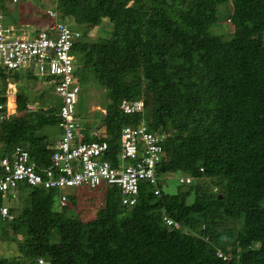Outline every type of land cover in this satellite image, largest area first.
Wrapping results in <instances>:
<instances>
[{
    "label": "trees",
    "instance_id": "trees-1",
    "mask_svg": "<svg viewBox=\"0 0 264 264\" xmlns=\"http://www.w3.org/2000/svg\"><path fill=\"white\" fill-rule=\"evenodd\" d=\"M54 4L60 21L82 27L74 77L80 72L107 93L84 141L108 142L107 158L116 160L125 127L146 124L164 136L160 192L142 182L137 204L125 206L117 185H84L69 196L63 209L77 213L67 218L55 191L21 186L0 233V247L14 244L16 255L0 264H264V0ZM222 10L229 39L215 32ZM11 80L19 82L17 112L0 122V156L22 146L50 167L56 142L47 130L60 128L63 104L36 106L20 75L0 68V89ZM125 100L145 107L127 114ZM177 173L193 181L165 192L159 176ZM83 187L103 192L89 220L77 211Z\"/></svg>",
    "mask_w": 264,
    "mask_h": 264
},
{
    "label": "built area",
    "instance_id": "built-area-1",
    "mask_svg": "<svg viewBox=\"0 0 264 264\" xmlns=\"http://www.w3.org/2000/svg\"><path fill=\"white\" fill-rule=\"evenodd\" d=\"M49 14L52 24L49 23L48 29L33 37L16 38L12 29L0 23V68L17 71L32 67L39 77L57 79L56 94L63 100L60 108L63 133L52 147L50 167L39 166L27 149L17 146L10 156H0V194L5 195L21 186L52 190L58 195L62 209L67 206L72 190L84 185L97 187L103 182L120 188L125 206L137 204L142 182H148L155 188V194H159L156 188L157 167L164 154V136L152 134L146 124L123 129L121 150L116 160L107 158L108 142L88 143L83 137L76 140L79 125L75 115L80 88L74 77L76 57L73 48L81 33L61 22L56 12L50 11ZM12 89L15 87L11 83L4 91L0 89V122L17 112V93H12ZM4 97L6 102L2 101ZM144 107L141 100H125L121 104V109L127 114L142 112ZM179 181L189 184L192 178L182 177ZM0 218L4 222L13 219L9 208L3 204L0 206ZM166 220L168 225L177 226L173 220ZM218 256L227 259L221 252ZM39 264H44V261L40 259Z\"/></svg>",
    "mask_w": 264,
    "mask_h": 264
},
{
    "label": "rangeland",
    "instance_id": "rangeland-1",
    "mask_svg": "<svg viewBox=\"0 0 264 264\" xmlns=\"http://www.w3.org/2000/svg\"><path fill=\"white\" fill-rule=\"evenodd\" d=\"M12 2L13 3L0 0V6H3L4 8L5 5L9 10L6 15L2 14L0 10V14L3 16H0V19H3L2 23L5 24L6 28L11 26L13 34L16 38L23 36H37L39 33L48 29L47 26L52 21L50 17L51 14H49V12L54 10L55 0H12ZM227 15L228 13L223 10L221 11L218 27L215 29V32L218 34L226 33L225 39H229L230 37L227 33L230 34V32L233 31L231 24L225 20V16ZM67 24L73 30L80 31L82 29L80 26L74 27L68 22ZM93 34L98 38L106 37V33H102L101 30H94ZM16 72L20 75V85L24 86L28 99L31 102L35 101L34 103L36 106H40L42 101L48 102L49 99H51L58 107L63 104V100L55 93L56 80H52L50 77L37 76L32 67H24ZM75 81L81 88V92L78 94V104L75 115L76 121L79 124L76 131V140L79 141L80 138H85V131L91 127L90 122H100L101 115L98 111H102L103 113L105 112L104 108L99 106L101 104L100 100H106L107 93L98 86L95 80L92 81L88 77H85L84 74H80V72L76 75ZM10 82H12V86L15 87V89H12V93H17L19 91V82L17 83V86L14 85L16 82H13L12 80ZM10 106H12V103H10ZM47 132L51 137H53L55 142L58 141L60 135L63 133L60 128L47 130ZM181 177L182 175L180 173L173 175L161 174L159 176L160 184L163 185L165 192L174 193ZM25 191V189H17L10 193H6L3 197V206L9 208L18 204V199L21 195L20 193ZM73 192L74 190L71 191V194H74ZM102 193V188L91 190L87 187H83L81 189L80 197H78L79 203L77 211L80 215L82 214L81 216L84 220H89L94 217L96 211L102 203ZM58 205L57 208L60 207ZM59 210L63 212L66 217H71L77 213L73 207L69 208V210H65L60 207ZM1 221L3 220L0 218V233L2 227H5V223H2ZM7 244L8 243L1 244L0 257L10 258L16 255L15 245L10 244L7 246Z\"/></svg>",
    "mask_w": 264,
    "mask_h": 264
},
{
    "label": "clouds",
    "instance_id": "clouds-1",
    "mask_svg": "<svg viewBox=\"0 0 264 264\" xmlns=\"http://www.w3.org/2000/svg\"><path fill=\"white\" fill-rule=\"evenodd\" d=\"M2 13V12H1ZM3 14V13H2ZM0 16H2L1 14H0ZM3 17V16H2ZM1 18V17H0ZM59 18V17H58ZM2 20L3 19H0V23H2ZM62 22V21H61ZM4 26H5V24L4 23H2ZM6 27V26H5ZM9 29H11V26L10 27H8ZM12 84V82H9V84ZM16 84V86L18 85L17 83H15ZM8 86V85H7ZM17 94H18V92H17ZM16 97H17V95H16Z\"/></svg>",
    "mask_w": 264,
    "mask_h": 264
},
{
    "label": "bare ground",
    "instance_id": "bare-ground-1",
    "mask_svg": "<svg viewBox=\"0 0 264 264\" xmlns=\"http://www.w3.org/2000/svg\"><path fill=\"white\" fill-rule=\"evenodd\" d=\"M192 181H193V179H192Z\"/></svg>",
    "mask_w": 264,
    "mask_h": 264
}]
</instances>
